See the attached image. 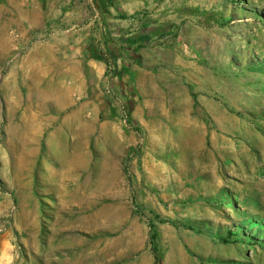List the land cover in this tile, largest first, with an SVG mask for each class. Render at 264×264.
<instances>
[{"label":"rangeland","instance_id":"1","mask_svg":"<svg viewBox=\"0 0 264 264\" xmlns=\"http://www.w3.org/2000/svg\"><path fill=\"white\" fill-rule=\"evenodd\" d=\"M155 253L264 264V0H0V264Z\"/></svg>","mask_w":264,"mask_h":264},{"label":"crops","instance_id":"2","mask_svg":"<svg viewBox=\"0 0 264 264\" xmlns=\"http://www.w3.org/2000/svg\"><path fill=\"white\" fill-rule=\"evenodd\" d=\"M128 235H129V232H126L123 236L120 237V241H123L124 237L127 238ZM152 261H153L152 256L150 254H147V255L140 257V260L138 262L137 261L134 262L133 264H152Z\"/></svg>","mask_w":264,"mask_h":264},{"label":"trees","instance_id":"3","mask_svg":"<svg viewBox=\"0 0 264 264\" xmlns=\"http://www.w3.org/2000/svg\"><path fill=\"white\" fill-rule=\"evenodd\" d=\"M153 239H154V235H153ZM155 261H156L155 264H160L159 257H158V255L156 253H155Z\"/></svg>","mask_w":264,"mask_h":264}]
</instances>
